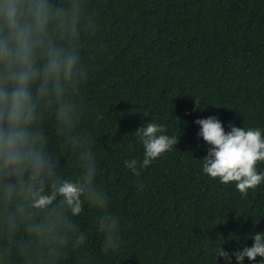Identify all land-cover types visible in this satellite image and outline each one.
Wrapping results in <instances>:
<instances>
[{
	"label": "trees",
	"instance_id": "1",
	"mask_svg": "<svg viewBox=\"0 0 264 264\" xmlns=\"http://www.w3.org/2000/svg\"><path fill=\"white\" fill-rule=\"evenodd\" d=\"M50 3L78 7L76 35L56 42L78 52L89 75L76 96V126L58 128L52 106L38 128L61 179L79 178L85 140H94L96 181L109 206L85 204L73 216L58 197L42 211L19 189L6 195L4 183L14 179L0 182V264H225L216 261L218 247H250V234L264 231V182L243 196L203 174L208 145L194 121L216 116L225 131L231 123L264 134V0ZM150 120L179 139L136 177L123 162L139 167L134 132ZM256 167L264 172V162ZM110 212L120 217L123 242L105 252L98 222Z\"/></svg>",
	"mask_w": 264,
	"mask_h": 264
},
{
	"label": "clouds",
	"instance_id": "2",
	"mask_svg": "<svg viewBox=\"0 0 264 264\" xmlns=\"http://www.w3.org/2000/svg\"><path fill=\"white\" fill-rule=\"evenodd\" d=\"M78 7H55L50 0H0V182L11 198L19 189L26 194L33 209L58 207L79 215L85 204L99 209L109 206L105 189L97 184V162L92 151L94 140H85L80 154L83 162L78 179H61L55 170L56 161L49 155L44 133L38 128L42 113L55 106V119L60 129H71L79 119L76 96L88 79V67L78 52L66 50L57 38L76 35ZM57 33L54 37L53 33ZM195 101V100H194ZM197 108V102L195 101ZM197 136L202 138L207 154L202 160V172L222 185L234 183L246 196L264 182V172L256 165L264 162V134L254 127H237L231 123L228 131L216 116L198 118ZM143 147V159L125 160L124 166L139 177L141 169L170 151L179 137L169 136L166 126L148 121L135 130ZM25 175L28 180L25 181ZM50 182L46 192L45 183ZM139 187H143L142 183ZM71 227L70 224H65ZM43 226H37L40 233ZM105 252L122 244L120 217L112 212L98 222ZM253 243L231 253L222 245L215 251L225 264H244L245 258L264 264V231L251 233ZM80 236L78 242L83 243ZM248 239V238H245Z\"/></svg>",
	"mask_w": 264,
	"mask_h": 264
}]
</instances>
